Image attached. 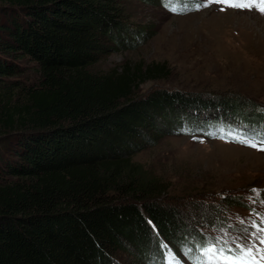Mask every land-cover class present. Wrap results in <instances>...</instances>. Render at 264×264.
<instances>
[{
  "label": "trees",
  "instance_id": "1",
  "mask_svg": "<svg viewBox=\"0 0 264 264\" xmlns=\"http://www.w3.org/2000/svg\"><path fill=\"white\" fill-rule=\"evenodd\" d=\"M123 3L0 0V264H111L126 242L142 259L165 252L164 242L184 260L180 244L200 238L198 227L179 233L175 209L160 200L169 184L132 158L138 140L168 125L205 138L219 123L263 130L257 104L251 113L233 102L211 112L171 87L140 95L146 82L168 78L163 61L96 67L108 41L131 32ZM183 7L175 13L190 12ZM139 31L124 41L138 44ZM213 196H201L210 214L199 224L216 228L240 201Z\"/></svg>",
  "mask_w": 264,
  "mask_h": 264
},
{
  "label": "rangeland",
  "instance_id": "2",
  "mask_svg": "<svg viewBox=\"0 0 264 264\" xmlns=\"http://www.w3.org/2000/svg\"><path fill=\"white\" fill-rule=\"evenodd\" d=\"M123 1V17L131 32L120 35L117 44L108 41L113 48L101 55L96 67L107 70L127 61H163L170 68L168 78L146 82L140 95L165 86L188 95L187 100L210 103L211 112L229 102L246 113H251L255 104L264 107V14L216 3L175 13L164 9L157 0ZM139 30L144 35L138 44L124 41L125 36ZM188 112L183 114L187 116ZM170 127L164 126L161 133L149 130L147 136L138 140L140 147L132 158L169 184L167 195L160 200L175 209L176 222L184 225L179 233L198 227V234L204 237L232 226V234H236L247 226H242L241 220L260 222L262 217L253 209L264 212L260 203L264 200V151L235 140L202 135H195L194 139ZM253 189L261 191L256 194ZM204 192L225 197L226 202L239 196L240 203L228 204L227 210L220 212L222 224L216 228L209 223L199 224L206 211L200 206ZM141 253L137 244L126 242L125 249L110 261L159 264L164 252L155 251L144 259L138 256ZM184 261L193 264L189 259ZM174 264L183 263L180 259Z\"/></svg>",
  "mask_w": 264,
  "mask_h": 264
},
{
  "label": "snow or ice",
  "instance_id": "3",
  "mask_svg": "<svg viewBox=\"0 0 264 264\" xmlns=\"http://www.w3.org/2000/svg\"><path fill=\"white\" fill-rule=\"evenodd\" d=\"M165 7H170L171 11H176V4L180 0H162ZM190 0H183L182 10H192L188 7ZM216 3L230 7L233 9L256 10L260 14H264V0H195V10H200L202 7H208ZM221 10H225L221 8ZM264 112V108L260 109ZM185 133H192L194 130L188 127L183 129ZM206 135L224 139L231 138L236 142L248 145L253 148L261 147L259 150L264 151V130L259 131H243L231 125L219 123L210 126ZM196 139V136H193ZM253 193L258 194L261 190L253 189ZM251 199V198H250ZM255 203V201H253ZM260 203L264 205V200ZM256 215L262 217V220L256 221L241 220V227L236 234H232V226L227 229H221L217 235H207L204 237L184 239L180 244L181 253L188 259L193 261V264H264V212L253 209ZM151 224V221H148ZM154 227V226H153ZM159 247L165 249L162 254V259L159 264H174L176 257L173 255L169 246L161 242Z\"/></svg>",
  "mask_w": 264,
  "mask_h": 264
}]
</instances>
